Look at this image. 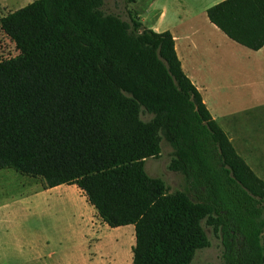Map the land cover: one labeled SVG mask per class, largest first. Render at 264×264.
<instances>
[{
    "label": "trees",
    "instance_id": "trees-1",
    "mask_svg": "<svg viewBox=\"0 0 264 264\" xmlns=\"http://www.w3.org/2000/svg\"><path fill=\"white\" fill-rule=\"evenodd\" d=\"M104 5L35 0L0 19L19 51L0 60V170L76 185L110 227L134 225L133 264H192L210 245L205 225L225 264H264V180L184 72L171 31ZM207 15L237 43L264 46V0ZM163 139L194 195L146 172Z\"/></svg>",
    "mask_w": 264,
    "mask_h": 264
},
{
    "label": "rangeland",
    "instance_id": "rangeland-1",
    "mask_svg": "<svg viewBox=\"0 0 264 264\" xmlns=\"http://www.w3.org/2000/svg\"><path fill=\"white\" fill-rule=\"evenodd\" d=\"M35 0H0V19L7 14L16 11ZM155 5L148 7L150 0H138L135 3H127L124 0H105L104 10L108 13L120 15L129 21V13H136L147 28L159 27L162 31L169 30L176 33L178 40L185 38L183 56L193 54L191 40L200 42L217 40L223 34L213 29V25L203 24L201 20L206 16L201 13V5L206 0H183L193 13H177L175 11L176 0H153ZM153 2V3H154ZM166 2V3H165ZM167 8L164 20L160 21L159 9ZM182 20L195 17L193 24L199 27L195 36L188 39L193 29L188 26H178ZM155 30V29H154ZM188 41L190 44L188 45ZM181 43V41H178ZM241 53L249 52L245 47ZM19 54L15 43L2 31L0 25V60L9 59ZM186 59V58H185ZM186 61V60H185ZM234 78L241 82L253 83L250 87L241 88L236 92H227L213 96L209 100L212 114L218 120L221 127L228 131L233 138V144L238 153L251 166L254 172L264 180V74L253 73L248 69L234 68L229 70ZM207 95V94H206ZM142 118L149 120L152 115L143 113ZM173 157V148L163 139L162 153L160 157L148 158L145 161V170L152 177L163 178L170 188V192L176 190H190V183L183 174L169 169ZM8 176H11L7 178ZM26 197L38 199L34 204H19L15 206L18 213H27L29 209H37L39 212L47 208V214L56 215L52 225L67 238L73 230L70 228V214L73 213V200H79L81 193L76 185H60L54 188H45V182L41 177H31L16 172L14 169L0 170V198ZM57 199H68L67 204L55 202ZM47 200V204H44ZM50 203V204H48ZM72 203V204H70ZM61 215L62 217H59ZM36 220V219H35ZM37 226L40 221H32ZM34 225V224H33ZM133 225L124 227H108L99 229L100 250L98 257L101 264H133V247L136 243L135 229ZM210 245L199 250L192 264H225L223 260V244L213 229L205 225ZM134 233V234H133Z\"/></svg>",
    "mask_w": 264,
    "mask_h": 264
},
{
    "label": "crops",
    "instance_id": "crops-1",
    "mask_svg": "<svg viewBox=\"0 0 264 264\" xmlns=\"http://www.w3.org/2000/svg\"><path fill=\"white\" fill-rule=\"evenodd\" d=\"M224 0H206L201 6V13L206 18L201 20L203 24L213 25V29L220 31L223 36L217 40L204 42L191 40L193 54L183 56L181 50L184 48L185 38L178 40L176 33L171 32L175 38V48L182 67L187 76L191 79L200 91L205 104L211 112L209 100L211 94L236 92L244 87L253 85L250 82H241L234 78L229 71L234 68L248 69L253 73L264 74V46L259 50L249 49L236 41L230 39L207 15V10ZM150 0L148 7L153 3ZM166 3V2H165ZM177 13H193L183 0L175 1ZM158 20H164L167 8L159 9ZM182 20L178 26H188L193 31L187 35L188 39L197 34L199 27L193 24L195 17ZM158 32L162 30L155 26ZM181 41V43H178ZM190 41H188V45ZM239 47H245L249 52L241 53ZM186 58V59H185ZM186 60V61H185ZM207 94V95H206ZM212 114V112H211ZM214 119L216 117L212 114ZM217 120V119H216ZM218 122V120H217ZM225 132L233 142L228 131ZM11 176H8L9 178ZM54 188V187H53ZM79 189V188H78ZM81 197L73 200L74 209L70 214V237L60 234L52 223L56 215L47 214V208L39 212L37 209H29L27 213H18L15 209L19 204H34L38 199L26 197H1L0 198V264H101L98 257L100 250L99 229L110 227L98 216L95 208L87 201L86 196L79 189ZM55 202L67 204L68 199H57ZM44 204H47V200ZM50 204V203H48ZM62 217L59 215L58 219ZM36 219V220H35ZM40 221L35 226L32 221ZM124 227V226H122ZM118 228V227H115ZM133 232L135 226L133 225ZM134 234V233H133Z\"/></svg>",
    "mask_w": 264,
    "mask_h": 264
}]
</instances>
